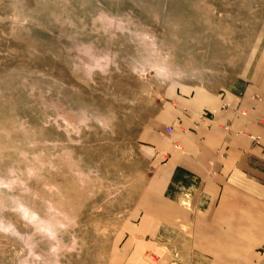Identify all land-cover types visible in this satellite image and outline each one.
Returning <instances> with one entry per match:
<instances>
[{
    "label": "rangeland",
    "instance_id": "1",
    "mask_svg": "<svg viewBox=\"0 0 264 264\" xmlns=\"http://www.w3.org/2000/svg\"><path fill=\"white\" fill-rule=\"evenodd\" d=\"M190 4L0 0V264H106Z\"/></svg>",
    "mask_w": 264,
    "mask_h": 264
},
{
    "label": "crops",
    "instance_id": "2",
    "mask_svg": "<svg viewBox=\"0 0 264 264\" xmlns=\"http://www.w3.org/2000/svg\"><path fill=\"white\" fill-rule=\"evenodd\" d=\"M190 2L178 65L202 79L141 128L149 174L106 264H264V0Z\"/></svg>",
    "mask_w": 264,
    "mask_h": 264
},
{
    "label": "built area",
    "instance_id": "3",
    "mask_svg": "<svg viewBox=\"0 0 264 264\" xmlns=\"http://www.w3.org/2000/svg\"><path fill=\"white\" fill-rule=\"evenodd\" d=\"M202 116H206V114L202 115ZM170 130V128H168V131Z\"/></svg>",
    "mask_w": 264,
    "mask_h": 264
}]
</instances>
